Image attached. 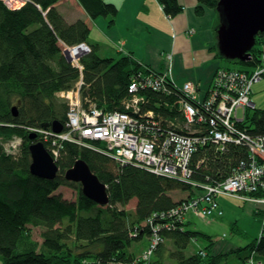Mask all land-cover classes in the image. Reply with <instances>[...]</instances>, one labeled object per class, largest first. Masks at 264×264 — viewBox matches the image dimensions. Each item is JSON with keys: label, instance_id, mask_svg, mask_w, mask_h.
Instances as JSON below:
<instances>
[{"label": "trees", "instance_id": "trees-1", "mask_svg": "<svg viewBox=\"0 0 264 264\" xmlns=\"http://www.w3.org/2000/svg\"><path fill=\"white\" fill-rule=\"evenodd\" d=\"M58 1L26 0L23 5L11 8L0 0V136L15 135L22 140L21 153L17 156H8L0 147L1 264H110L107 261L113 259L129 263L135 255L129 251L133 240L150 233L148 226L142 233L130 236L129 219L139 224L153 212L171 209L178 201L171 192L189 190L192 197L193 188L142 166L120 164L100 151L99 148H105L103 142L93 140L86 147L68 140L62 142L58 156L53 158L59 169L55 178L42 179L30 174L28 145L39 138L28 139L29 130L51 129L49 126L55 120L63 126V131L68 129L67 100L58 92L73 89L81 78L79 94L83 108L94 105L104 112L122 111L121 102L129 95L127 88L132 75L153 70L141 66L130 54L100 56L99 44L88 40V23L83 19L68 23L54 5ZM77 1L90 18H108V24H113L118 11L113 3ZM217 1L198 0L195 13L201 14L208 7L215 9ZM158 2L170 16L182 9L177 0ZM260 34L255 40L258 46L250 50V59L226 60L246 67L239 70L254 68L259 59ZM82 42L88 44L89 52L79 57L82 66L79 70L67 60L62 48ZM143 94L142 107L148 110H157L161 102L175 101L173 96L150 90ZM155 112L168 117L178 114L174 108L167 111L162 104ZM45 123L49 126L42 127ZM240 126L251 134H264V109L255 108L252 115L246 114ZM244 150L241 144H231L223 153L212 144L201 146L192 155V181L205 183L226 178L237 161L245 158ZM77 158L83 159L106 185L110 199L107 205L99 206L87 199L80 183L64 179L66 168ZM61 186L75 188V200L66 199L56 191ZM132 198H136V203L129 211L125 206ZM253 212L260 215L256 209ZM186 223L175 220L174 229L160 227L162 238L172 241L169 257L175 264H248L252 252L264 264V232L250 244L229 246V249L223 245L218 250L220 241L184 228ZM36 226L41 229V242L30 235L31 228ZM199 237L207 238L205 249L186 253L191 240ZM164 245L165 241L155 249L154 264H165L161 258V250L167 249Z\"/></svg>", "mask_w": 264, "mask_h": 264}, {"label": "built area", "instance_id": "built-area-1", "mask_svg": "<svg viewBox=\"0 0 264 264\" xmlns=\"http://www.w3.org/2000/svg\"><path fill=\"white\" fill-rule=\"evenodd\" d=\"M3 1L8 7L16 8L26 0H21L16 6L10 0ZM63 52L81 70L78 59L89 52V46L82 42L65 46ZM168 55L171 56L170 53ZM168 65L167 71L153 69L133 74L127 88L129 95L121 102L122 111L104 112L94 105L83 108L79 94L83 84L80 78L73 89L58 92L67 100L65 126L68 129L60 133L45 128L34 129L42 133V143L53 142L48 148L54 159L65 139L84 146L89 140L100 141L105 146L104 149L99 148L100 151L118 163L142 166L157 175L186 182L193 188L194 196L177 201L171 209L153 212L143 220L139 226L150 227V233H147L149 243L139 255H134L129 263L113 259L107 261L110 264H154L155 249L165 241L160 235V227L165 225L167 229H174L173 222H185L187 212L207 222L216 208V194L251 200L256 211L264 214V134L254 135L240 126L246 119L247 110L254 108L250 97L253 84L264 76V31L260 34L259 59L254 68L248 71L218 68L212 76L210 89L202 98L197 96L193 82L177 85L170 75L171 65ZM148 90L175 97L174 102L161 104L167 111L174 108L178 114L168 117L155 112L160 103L155 111L144 109L143 92ZM239 110H242L240 117ZM9 139L3 148L15 156L20 152L22 140L15 135ZM205 144H212L219 153L225 152L231 144H241L245 147L246 156L237 161L226 178L194 182L191 179L192 155ZM261 225L264 232V217ZM143 229H135L137 232H130V236L138 235L139 231L142 233ZM200 253L204 254L203 251ZM248 264L261 262L252 252Z\"/></svg>", "mask_w": 264, "mask_h": 264}, {"label": "crops", "instance_id": "crops-1", "mask_svg": "<svg viewBox=\"0 0 264 264\" xmlns=\"http://www.w3.org/2000/svg\"><path fill=\"white\" fill-rule=\"evenodd\" d=\"M106 1L118 8L112 25L108 24V18H90L77 0H59L54 5L68 23L77 19H83L88 23L90 29L88 40L99 44L103 56H114L120 52L121 55L130 54L141 66L157 72L165 71L168 63L171 65V78L177 85L191 81L196 85L199 98L207 94L213 74L218 68L224 67L220 62L222 57L217 53L215 31L219 19L214 9L204 8L201 14H196L198 0H177L182 9L175 16H170L164 13L158 0ZM135 203L136 198L134 206ZM217 217L212 214L204 223L211 224L210 222ZM186 221L184 228L190 229L191 219L187 218ZM137 240H142L138 251H134L138 247L134 249L130 247V252L137 253L135 255H139L149 243L147 234L144 233ZM190 244L192 248L188 254L203 249H197L201 245L199 238L191 240L188 245ZM172 245V241L167 239L163 247L167 249L164 251L160 248L161 258L163 257L165 262L174 263L169 257V250H173ZM223 245L225 244H217L218 250L222 249ZM226 246L227 249L231 247L230 244Z\"/></svg>", "mask_w": 264, "mask_h": 264}, {"label": "water", "instance_id": "water-1", "mask_svg": "<svg viewBox=\"0 0 264 264\" xmlns=\"http://www.w3.org/2000/svg\"><path fill=\"white\" fill-rule=\"evenodd\" d=\"M215 8L218 13L216 28L217 53L227 60L246 61L251 58L250 50L256 44V37L264 31V0H218ZM68 61V55L65 53ZM16 115V113H14ZM49 126L47 123L42 127ZM56 133L63 131L58 121L50 124ZM36 133L28 134L31 141L37 139ZM30 160L29 171L42 179H53L58 173L55 160L41 141L28 145ZM64 179L80 183L82 194L97 205H107L108 191L106 185L97 177L89 165L81 158L66 168Z\"/></svg>", "mask_w": 264, "mask_h": 264}, {"label": "rangeland", "instance_id": "rangeland-1", "mask_svg": "<svg viewBox=\"0 0 264 264\" xmlns=\"http://www.w3.org/2000/svg\"><path fill=\"white\" fill-rule=\"evenodd\" d=\"M10 1L13 6H16V4L20 3L21 0H10ZM3 2L5 3V1ZM214 11L216 12L215 9ZM65 46H63L62 48V52L64 51ZM257 46H258V43L255 44V47ZM99 54L100 56L104 55L102 52H99ZM220 62H221V66H224V67L226 66L227 68H246L245 66H242L240 64L233 63V62L231 63L224 58H221ZM250 97H251L252 103L254 104V108L248 109L247 114L252 115L255 108L264 109V76L253 84ZM241 115H242V110H239L238 116L240 117ZM34 129H41V128H32L29 130L30 133L32 131L35 132L37 135L36 138H39L38 141H41L43 139L42 133L41 132L39 133ZM9 140L11 139L3 138L2 136H0V147L2 148L3 152L7 154L8 156H14V155L8 154L6 150H4L3 148V145ZM65 140H63V142ZM45 142H46L45 143L46 148L49 149L48 147L52 145L51 143L53 142H50V143L47 141ZM21 148L22 147L20 146V152L17 155H20ZM60 148L61 147H59V149ZM58 154L59 152L57 153V156ZM56 191L62 193L63 197L66 199L75 200V198L77 197V190L71 186H61ZM189 194H190L189 190H184V191L174 190L173 192H171V196H173V199L178 200V201L183 200L187 197H190ZM134 202H135V198H132V200L125 206V208L128 209L129 211H132L133 210L132 206H134L133 205ZM216 202L218 203L219 207L222 210L221 216L217 217L215 220L210 222L211 224L206 225L204 223L205 221L202 222L197 217H193L190 212H187L185 214V217L191 219V223H190L191 226L189 225V228L195 231L199 230L207 235L209 234L217 242L223 241L221 242L222 244H225V245L230 244L231 246H238V247L250 244L252 241H254L255 239L259 237V234L261 232V227H262L261 224L263 222V217H264L263 212L260 213V215H258L253 212V210H255L256 208L253 204L242 203L241 201H239V199H236L230 196L226 197V196L218 195L216 197ZM129 220H130L129 225L131 226L129 228L130 232H137L135 230L137 228L143 229L145 227H148V225H144L143 227L139 226L140 224L143 223V221L137 224L136 222H133L131 218ZM40 232H41V229L38 226L34 227L33 229L31 228L30 235L32 236V239L38 242H41L42 234H40ZM141 241L142 240H133L131 249L138 247L137 249L134 250V251L136 250L138 251L139 247L142 245ZM199 243L201 245L197 249L199 248L205 249V246L208 244V240L207 238L199 237ZM190 248H192L191 244L188 245L186 253L191 251ZM129 251H130V248H129ZM1 263L2 262L0 260V264ZM165 264H175V263H172L171 261H166Z\"/></svg>", "mask_w": 264, "mask_h": 264}, {"label": "bare ground", "instance_id": "bare-ground-1", "mask_svg": "<svg viewBox=\"0 0 264 264\" xmlns=\"http://www.w3.org/2000/svg\"><path fill=\"white\" fill-rule=\"evenodd\" d=\"M79 51V50H78ZM80 52V51H79ZM68 55V54H67ZM72 59H75V57H72ZM91 144L89 143V141L86 143V146H90ZM218 195H222V196H229V195H224V194H216V196L214 197V202H215V205H216V208L213 210V215L214 216H221V214H222V210H221V208L219 207V205H218V203L216 202V197L218 196ZM239 201H241L242 203H247V204H253V205H255V203H253L251 200H248V199H242V198H239ZM261 234H262V231L260 232V234H259V237L257 238L258 240L261 238Z\"/></svg>", "mask_w": 264, "mask_h": 264}]
</instances>
